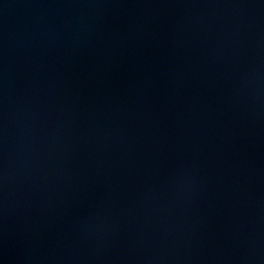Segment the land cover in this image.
I'll return each instance as SVG.
<instances>
[{
  "label": "water",
  "instance_id": "obj_1",
  "mask_svg": "<svg viewBox=\"0 0 264 264\" xmlns=\"http://www.w3.org/2000/svg\"><path fill=\"white\" fill-rule=\"evenodd\" d=\"M0 264H264V0H0Z\"/></svg>",
  "mask_w": 264,
  "mask_h": 264
}]
</instances>
